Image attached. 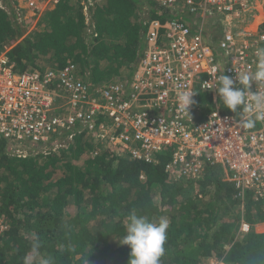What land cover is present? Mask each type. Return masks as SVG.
Instances as JSON below:
<instances>
[{"label": "trees", "instance_id": "obj_1", "mask_svg": "<svg viewBox=\"0 0 264 264\" xmlns=\"http://www.w3.org/2000/svg\"><path fill=\"white\" fill-rule=\"evenodd\" d=\"M94 1L85 15L81 0H59L41 15V28L28 34L14 9L0 7V52L8 48L18 72L42 74L74 63L90 86L128 84L143 50L144 20L188 24L191 16L152 0ZM252 34L264 35V21ZM195 93L194 112L201 120L214 100L199 89ZM218 104L222 113L236 114ZM91 142L84 133L66 149L17 158L7 154L0 138V215L8 228L0 239V264H23L34 237L41 254L51 256L54 264H128L130 250L120 241L133 212L150 221L169 220L160 264H203L208 259L264 264V232L252 230L264 223V202L246 193L241 214L225 217L239 201L223 169L208 164L198 180L173 181L165 173L171 149L145 163L129 159L125 144H103L94 156L87 153ZM82 155L87 159L77 166ZM242 221L250 230L238 239Z\"/></svg>", "mask_w": 264, "mask_h": 264}, {"label": "built area", "instance_id": "obj_2", "mask_svg": "<svg viewBox=\"0 0 264 264\" xmlns=\"http://www.w3.org/2000/svg\"><path fill=\"white\" fill-rule=\"evenodd\" d=\"M50 1L55 5L59 0ZM152 1L172 13L201 19L196 30L174 19L144 20L143 50L128 84L110 81L90 86L74 63L42 74L18 72L8 48H3L0 138L7 143V154L33 155L27 148L30 144L38 145L44 154L57 152L84 133L101 145L125 144L129 159L145 163L171 149L165 173L173 181L198 180L205 165H215L226 172L238 198L252 193L264 202V121L252 129L241 127L239 114L219 110L215 90L221 67L233 78L255 71V52L264 47V36L250 33L249 21L262 11L264 0ZM94 4V0H81L83 13L87 15ZM207 20L223 28L215 42L204 26ZM196 89L214 100L211 111L201 112V120L194 112L196 102L188 116L177 100L179 93ZM253 90L264 92V85L254 84ZM7 229L0 215V239ZM249 230L242 221L241 231Z\"/></svg>", "mask_w": 264, "mask_h": 264}, {"label": "clouds", "instance_id": "obj_3", "mask_svg": "<svg viewBox=\"0 0 264 264\" xmlns=\"http://www.w3.org/2000/svg\"><path fill=\"white\" fill-rule=\"evenodd\" d=\"M255 55V71H245L233 78L225 75L224 67H221L218 69V86L215 87L220 103L229 112L239 114V124L246 129H252L258 121H264V92L253 90L254 84L264 85V47L256 49ZM196 95L192 91L178 94L179 107L188 116V109L195 103L193 97ZM168 228L169 220L166 217L150 221L135 212L129 214L126 234L120 241L121 245L128 246L130 250L128 264H160V258L165 252ZM40 248L39 238L34 237L30 251L23 258V264H54L51 256L41 254Z\"/></svg>", "mask_w": 264, "mask_h": 264}, {"label": "rangeland", "instance_id": "obj_4", "mask_svg": "<svg viewBox=\"0 0 264 264\" xmlns=\"http://www.w3.org/2000/svg\"><path fill=\"white\" fill-rule=\"evenodd\" d=\"M43 1V4L41 5V7L38 6V2H42ZM32 2L34 3L35 5L33 7H29V3ZM53 5V2L50 1V0H0V7L2 9H4L5 11H11V9H14V11L16 12L17 14V21L18 23L22 25L23 29L25 30V33L28 34V33H31L32 31L36 30V29H40L41 26L38 25V22L37 21H40V16H41V11L44 10V9H48L50 8L51 6ZM50 6V7H48ZM49 10V9H48ZM37 23L34 24V23ZM206 28L208 30V33L209 35L211 36V38L213 37V34L215 35L214 32H212L214 26L212 25V21H206ZM258 23H261L260 21H258ZM258 23H255L253 24L252 26H256L258 25ZM32 25H35L33 26L34 29L31 30V27ZM91 139V138H89ZM92 142L89 143V146L91 147L90 150H88L87 153H94V156L96 153L99 152V150L101 148H104L102 147L101 145V142H99L98 140L95 141L93 139H91ZM30 150L33 151V154H36L35 152H42V149L41 148H29ZM87 159V157L85 155H82L80 156L77 161L74 162V164H76L77 166H82L84 161ZM224 174V173H223ZM223 178L226 179L227 178V175L225 173V175H223ZM234 199H237L239 201V203L236 205L235 208H233V211L231 212V214H228L226 215L225 217H233V216H236L238 213L241 214V211H242V200L240 198H237L236 194L234 196ZM73 210L72 209H69V214H71ZM68 214V215H69ZM252 230L256 233H263L264 232V223H259V224H256ZM245 235V233H243L241 231V227H240V230L238 232V239H241L243 236ZM203 264H219L218 261L214 260V259H208V260H204L202 262Z\"/></svg>", "mask_w": 264, "mask_h": 264}, {"label": "crops", "instance_id": "obj_5", "mask_svg": "<svg viewBox=\"0 0 264 264\" xmlns=\"http://www.w3.org/2000/svg\"><path fill=\"white\" fill-rule=\"evenodd\" d=\"M42 4H43V1L40 2V3L38 2V6H39V7H41ZM48 7H50V6H48ZM53 7H54V5H52V6H51L50 8H48V9H49V10H52ZM262 8H264V7H263V3H262ZM48 9H47V10H46V9L42 10V11H41V15H42L45 11H48ZM189 17H190V20H189L188 25H190V26L192 27L193 30H196L195 28L197 27V25H199L198 22L200 21L201 17H200L199 15H194V16H189ZM40 18H41V16H40ZM258 21H260V22L264 21V9H262V11H261L260 13L257 12L256 15L253 17V19H251V20L249 21V23L251 24V25H249V31H250V33H252V31H253L254 29H257L258 26L261 24V23H258ZM37 22H39V21H37ZM255 23H258V25H256V26H252V25L255 24ZM34 24L37 25L36 22H35ZM212 25L214 26V28L212 29V30H213L212 32L215 33V35L213 34L212 40L215 42L217 39H219V38L223 35L224 32H223V28L219 25L218 22H217V23H212ZM33 26H35V25H32L30 31H32V29H34ZM204 26L206 27L205 23H204ZM259 35H260V34H259ZM261 35H262V34H261ZM263 36H264V35H263Z\"/></svg>", "mask_w": 264, "mask_h": 264}]
</instances>
